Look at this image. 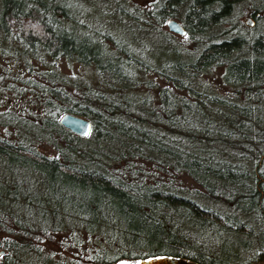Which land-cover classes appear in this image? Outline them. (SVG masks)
Instances as JSON below:
<instances>
[{"label":"trees","instance_id":"obj_1","mask_svg":"<svg viewBox=\"0 0 264 264\" xmlns=\"http://www.w3.org/2000/svg\"><path fill=\"white\" fill-rule=\"evenodd\" d=\"M75 1L0 0V91L27 105L0 109V164L14 174L0 185V264H264V33L225 28L242 0H93L105 19ZM174 18L179 41L161 30ZM67 63L95 84L78 89ZM216 68L223 94L200 80ZM65 113L90 122L86 138L58 125ZM19 199L23 214L9 209ZM56 235L71 256L45 249Z\"/></svg>","mask_w":264,"mask_h":264},{"label":"rangeland","instance_id":"obj_2","mask_svg":"<svg viewBox=\"0 0 264 264\" xmlns=\"http://www.w3.org/2000/svg\"><path fill=\"white\" fill-rule=\"evenodd\" d=\"M70 1V0H68ZM155 0H127L128 5L134 7L136 10L138 9H147L150 7V5L152 4V2H154ZM75 5L83 10L87 16L86 17H91V16H95L96 18H100V19H105V17H103V12L105 10V5L98 2V1H93V0H76L75 1ZM264 5V0H242L238 3H236L230 13V15L228 16V20H229V24H227L225 26V28L229 27V26H233V28H235L236 30H234V32H237L239 34H241L242 36L245 37V39H249L251 36H255L257 33H264V20H261L260 16L262 14L261 11L259 12H255L254 10H260V8H262L261 6ZM253 11L254 16H256V20L252 19L251 16H249L248 14H250L249 12ZM178 17H181V13L178 14ZM247 18H250L253 22L251 27H246L245 25V20ZM172 20H175L180 26H181V21L179 18H174ZM166 21V20H165ZM165 23V22H164ZM113 27L119 28L120 25H114ZM161 30L163 32L169 33V35H172L176 38V40H180L179 37L177 35H174L170 32L167 31L165 24L161 27ZM127 35H132L135 34L137 35L136 37H139L138 35H142L143 37H146L147 34H143V33H137L135 32L133 29H129L126 32ZM146 43H148V41L146 40ZM14 71L17 75H20V79H24L26 77V73L23 72L18 65H16L14 68ZM59 70L62 74L68 75L69 76V80L73 79L75 80V82L79 85H77L78 89H80V85L81 84H89L91 80H93V75L90 71V69L88 68H84V67H79L73 63H67V64H63V65H59ZM222 73V70L219 68H216L212 71L203 73L200 77V80L202 82L203 85L209 87V89L215 93L218 94H223L222 91H225L223 88L220 87L219 83H220V74ZM89 82V83H88ZM92 82V81H91ZM95 84V82H92ZM25 97V96H24ZM21 102V100H17L16 96H14L13 92L7 91V90H3L0 91V109H5L8 108L10 110L16 111L18 112L21 108L27 106V105H23ZM40 152L44 153V154H49L48 151L43 150L41 148L38 149ZM11 175H14L12 173H9L8 171L4 170L2 168V165L0 164V185L2 187H11L12 184V179L10 178ZM158 175H160V173H158ZM18 184V188H21V190L23 192H25V190L23 188H25V182H15ZM186 189L187 191L192 190L193 186L191 183H187L186 185ZM14 204V205H13ZM22 204H21V199H19L17 201V203H10L9 205V209L11 211H15L16 213H22L21 209H22ZM225 208V207H224ZM226 212L230 213V211L232 210H225ZM23 214V213H22ZM240 219V216L238 217ZM252 222V221H251ZM249 225L254 227L253 223L249 222ZM254 229V228H253ZM254 231V230H253ZM1 236V234H0ZM239 238H247L248 241L250 242L251 238L244 236V235H239L236 236ZM245 238V239H246ZM68 237H66L65 235H56L53 237V239L49 242L47 239L45 240V243H48L47 245H49L50 247H46L45 249H51V251L54 253V255L58 256V255H64L66 257L71 256L72 254V250L68 251L67 249V245L69 244V242L67 241ZM206 242L208 243V245H211L213 243L215 244H226L227 248L232 250L233 252H236V250L238 251L239 254L241 255H246V249L250 248H246L243 247L240 244H236L234 239L230 238H225V237H219V238H215L214 236H206ZM82 248V247H80Z\"/></svg>","mask_w":264,"mask_h":264},{"label":"water","instance_id":"obj_3","mask_svg":"<svg viewBox=\"0 0 264 264\" xmlns=\"http://www.w3.org/2000/svg\"><path fill=\"white\" fill-rule=\"evenodd\" d=\"M164 24L168 32L177 36H184L185 32L183 28L175 20L167 19ZM252 24L253 22L250 18H247L245 20V26L251 27ZM57 123L64 130H67L71 134L78 136L80 138H86L89 135L91 129V124L86 118L68 113L60 115L57 120ZM117 264H195V263L188 262L186 260L176 257L150 256L140 259L135 263H117Z\"/></svg>","mask_w":264,"mask_h":264},{"label":"flooded vegetation","instance_id":"obj_4","mask_svg":"<svg viewBox=\"0 0 264 264\" xmlns=\"http://www.w3.org/2000/svg\"><path fill=\"white\" fill-rule=\"evenodd\" d=\"M256 16H257V14H256Z\"/></svg>","mask_w":264,"mask_h":264}]
</instances>
